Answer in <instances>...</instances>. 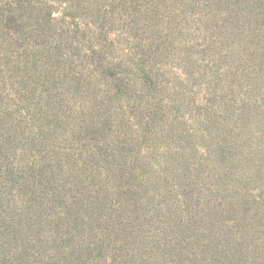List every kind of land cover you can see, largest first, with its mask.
I'll use <instances>...</instances> for the list:
<instances>
[{"label":"rangeland","instance_id":"rangeland-1","mask_svg":"<svg viewBox=\"0 0 264 264\" xmlns=\"http://www.w3.org/2000/svg\"><path fill=\"white\" fill-rule=\"evenodd\" d=\"M0 264H264V0H0Z\"/></svg>","mask_w":264,"mask_h":264}]
</instances>
